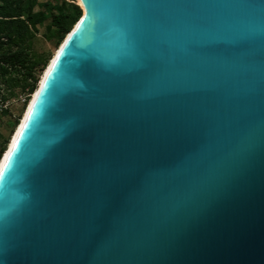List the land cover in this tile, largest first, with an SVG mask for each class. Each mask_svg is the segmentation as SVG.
Instances as JSON below:
<instances>
[{
	"label": "water",
	"instance_id": "water-1",
	"mask_svg": "<svg viewBox=\"0 0 264 264\" xmlns=\"http://www.w3.org/2000/svg\"><path fill=\"white\" fill-rule=\"evenodd\" d=\"M79 1L0 167V264H264V0Z\"/></svg>",
	"mask_w": 264,
	"mask_h": 264
},
{
	"label": "trees",
	"instance_id": "trees-1",
	"mask_svg": "<svg viewBox=\"0 0 264 264\" xmlns=\"http://www.w3.org/2000/svg\"><path fill=\"white\" fill-rule=\"evenodd\" d=\"M71 1L62 0L58 11L51 13V25L55 28L57 42L62 40L82 14L81 7L74 0ZM31 8L29 0H0V93L5 92L0 94L2 100L12 97L16 88L28 93H34L36 89L37 78L32 69L41 60L29 57L23 45L31 37L30 24H35ZM43 19L45 17L41 13L38 21ZM26 104L27 99L23 107ZM3 149H0V156Z\"/></svg>",
	"mask_w": 264,
	"mask_h": 264
},
{
	"label": "rangeland",
	"instance_id": "rangeland-1",
	"mask_svg": "<svg viewBox=\"0 0 264 264\" xmlns=\"http://www.w3.org/2000/svg\"><path fill=\"white\" fill-rule=\"evenodd\" d=\"M68 1L72 2L71 0ZM74 2L80 6L79 0H74ZM29 3L32 6L31 14L33 15L35 24H30L31 37L28 38L23 45L29 52V57H32V59L34 57L36 59L40 58L41 60L40 63L32 69L34 77L37 78L38 85L45 68L59 45L57 37L54 35L55 28L51 25V13H56L58 11L62 0H29ZM41 13L44 15L45 19L38 21V17ZM3 93L5 92L2 91L0 94ZM33 94L34 93H28L27 91H22L20 88H16L14 95L9 99L2 100L0 98V149L4 147L1 156L5 149L8 148L12 139V134L23 117L25 108ZM26 99L27 104L23 107L25 103L24 100ZM5 109L6 112H4Z\"/></svg>",
	"mask_w": 264,
	"mask_h": 264
},
{
	"label": "snow or ice",
	"instance_id": "snow-or-ice-1",
	"mask_svg": "<svg viewBox=\"0 0 264 264\" xmlns=\"http://www.w3.org/2000/svg\"><path fill=\"white\" fill-rule=\"evenodd\" d=\"M105 7H108V5L103 4V3L98 4V5H89V8H90V9H93V10H95V9H97V8H99V9H103V8H105ZM77 27H79V25H78ZM95 31L99 34V36H100L101 38H103L104 35H105V33H104V25H103V23H98L97 26H96ZM25 126H26V125H25ZM10 159H11V155H9V157L6 158V162H5V164H4V168H5V169L9 166L7 161L10 160ZM2 174H3L2 171H0V175H2Z\"/></svg>",
	"mask_w": 264,
	"mask_h": 264
},
{
	"label": "bare ground",
	"instance_id": "bare-ground-1",
	"mask_svg": "<svg viewBox=\"0 0 264 264\" xmlns=\"http://www.w3.org/2000/svg\"><path fill=\"white\" fill-rule=\"evenodd\" d=\"M79 4H81L80 1H79ZM54 55H55V53H54ZM54 55H53V56H54ZM52 58H53V57H52ZM52 58H51V59H52ZM50 61H51V60H50ZM49 63H50V62H49ZM49 63H48V65H49ZM46 69H47V67L45 68L44 72L46 71ZM44 72H43L42 76L44 75ZM42 76H41V78H40L39 83L41 82ZM34 95H35V93L33 94V96L31 97L30 101L28 102L29 105H30V103H31V101H32V99H33V97H34ZM26 113H27V110L24 112V115H23V117H22L23 119H24ZM18 129H19V127H18L17 129H15L14 133L12 134V139H11V141H10V143H9V146H8L7 149H5V152L3 153V158L0 160V167H1L2 163H3V161H4V158L6 157L8 151H9V148L11 147V145H12V143H13V141H14V139H15L17 133H18Z\"/></svg>",
	"mask_w": 264,
	"mask_h": 264
},
{
	"label": "built area",
	"instance_id": "built-area-1",
	"mask_svg": "<svg viewBox=\"0 0 264 264\" xmlns=\"http://www.w3.org/2000/svg\"><path fill=\"white\" fill-rule=\"evenodd\" d=\"M25 101V100H24Z\"/></svg>",
	"mask_w": 264,
	"mask_h": 264
}]
</instances>
